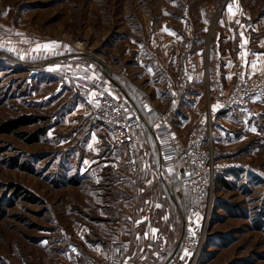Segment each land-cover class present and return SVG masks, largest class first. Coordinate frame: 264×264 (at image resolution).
<instances>
[{"label":"rangeland","instance_id":"1","mask_svg":"<svg viewBox=\"0 0 264 264\" xmlns=\"http://www.w3.org/2000/svg\"><path fill=\"white\" fill-rule=\"evenodd\" d=\"M0 27L4 36L0 125L33 116L44 120L17 133L45 130L39 141L31 143L11 133L13 128L3 132L0 127V264H100L111 246L100 253L91 251L89 242L101 235L97 227L96 233L89 231V219L100 214L103 200L111 198L118 200V213L125 216L106 235L115 236L120 224L130 234L124 219L127 213L135 218V196L142 181L139 163L146 156L141 160L142 146L135 143L137 168L133 170L129 150L118 155L106 131L85 120L92 105L77 91L75 70L94 63L111 80V92L126 97L113 83L117 71L124 75L134 64L136 70L143 67L166 74L167 63L162 62L173 56L167 52L169 45L179 42L176 60L181 61L184 47L192 42L185 71L190 81L189 72L196 68L201 94L196 105L188 106L191 118L185 121L189 123L175 131L187 136L190 129L206 121L214 85L232 83L239 65L249 72L244 57L264 63V0H0ZM50 42L58 45L37 48ZM194 52L200 55L196 62ZM229 59L235 66H228ZM217 63L220 73L214 74L211 67ZM226 67L229 74L223 73ZM249 73L261 75L264 70ZM238 114L226 117L217 129L216 145L223 150L226 163L240 168L218 175L212 200L201 201L171 164L172 216L160 225L166 236L148 245L146 228L141 226L140 235L131 239L130 264H264V102L256 104L253 114ZM153 127L143 123L140 132L146 135L140 143L144 150L155 147ZM90 128L94 134L87 136ZM154 170L143 178L150 186L145 200L163 193V186L156 182L162 176ZM132 196L134 210L127 204ZM192 203L197 204L198 213L192 224L187 223L197 237H204L202 247L196 254L180 244L175 252ZM146 205L152 207L151 202ZM143 212L151 216L153 209ZM157 220L156 216V225L160 224ZM165 242L171 243L166 250Z\"/></svg>","mask_w":264,"mask_h":264},{"label":"built area","instance_id":"2","mask_svg":"<svg viewBox=\"0 0 264 264\" xmlns=\"http://www.w3.org/2000/svg\"><path fill=\"white\" fill-rule=\"evenodd\" d=\"M2 43L4 36L0 27V45ZM175 43L167 48L169 54L177 55L180 52L179 42ZM192 49L191 42L184 47L182 55H190ZM94 65L91 62L87 69L75 70L74 75L78 93L92 105L86 112L85 120L90 126L106 131L115 148L126 146L131 154L129 165L136 170L134 136L141 131L143 118L132 110L126 97L115 96L111 92L108 78ZM166 67L164 70L168 73ZM185 69L182 68L178 76L175 95L188 99L190 82ZM233 74L232 83L221 81L214 85L211 89L213 100L209 102L206 121L199 122V126L190 129L185 138L182 139L175 133L170 116H164L162 124L155 130L158 133L162 158L176 167L184 185L201 201L212 200L218 175L227 169L240 168L239 165L224 161V152L216 145L217 129L223 126L226 117L238 113L253 114L256 104L264 102V73L252 75L243 65H239ZM93 134L92 128L86 132L87 136ZM197 213V204L192 203L185 219L186 223L192 224V219H195ZM188 223L184 225L181 247L190 253L198 254L204 237H197L196 230L189 227ZM110 246L109 253L101 259L100 264H129L132 254L129 246L122 243H113Z\"/></svg>","mask_w":264,"mask_h":264},{"label":"crops","instance_id":"3","mask_svg":"<svg viewBox=\"0 0 264 264\" xmlns=\"http://www.w3.org/2000/svg\"><path fill=\"white\" fill-rule=\"evenodd\" d=\"M192 56H193L194 62H196L200 55L197 52H194ZM184 57L185 56L182 55V58L180 57L181 61L178 60L179 62L176 60L177 59L176 55H173L171 59H169L168 61H164V58H162L161 60L164 61L162 62V65H165V63H167V66L170 67V72L166 74L161 72V74L159 75V74H156L155 71L149 72L145 70L137 59L136 60L139 65L138 67H142L139 70H136V67L133 64L134 67L132 65L130 67L131 69L129 68L127 71H125L124 75H121L119 71L115 73L116 76L114 77L115 78L114 80L116 81L115 84L117 85V88L119 87L118 89L124 93L123 95L126 96L130 104L135 108L137 112H138L137 109H140L138 103L140 104V106L142 107V113L141 114L139 112L138 113L142 116L144 124L147 125L149 129H151V125H153L154 130H156V128H158V126L162 124V117L164 118V116L171 117V119L173 120V128H174V131L176 132H178V129L182 131L181 128L186 127L184 126L185 123H189V121H185L186 120L185 117L188 116L190 120L191 114L188 111V106L192 104L196 105L200 97L201 91L200 89H198V83H200L199 82L200 77L198 76V73H194L196 72V68L195 70L191 69L189 72L190 87L188 90V99L175 95L178 74H180V71H181V69L179 70V68L180 66L181 68L182 67L186 68V65H187L185 63ZM244 58H245L244 62L248 66L249 72L261 73L264 70V63L260 62L259 59L252 58V56L251 58L250 57L249 58L244 57ZM233 62L234 61L229 59L227 62L228 66H230V64ZM252 63L256 64L255 69L251 67ZM233 64L235 66V63ZM194 66L196 67L198 65L194 63ZM211 69L214 72V74L218 73L219 63H217V65L216 64L213 65ZM104 70L105 72L107 71V69H104ZM227 71H228V68L226 67L223 73L229 74L227 73ZM127 76L128 77L130 76L129 80L126 78ZM126 84H130V85L132 84L131 86L134 87V92L136 93L137 91H139L142 94L140 96V99L138 100V103L133 102L130 99L129 95L125 93ZM186 111H188L187 112L188 114L184 113ZM236 115H239V114H234V116ZM151 133H153L152 136H153L155 147L153 149L148 148L149 150H147L146 148H145L146 150H144V143H140L141 141H143L144 136L146 134H142V132L139 131L134 136V144L137 143L139 147L142 146V148L139 149L138 155L140 156L141 160L143 156L144 157L146 156V159H144L142 162L139 163V179L141 178L142 181L138 182V187L140 189H138L137 195L135 196L137 197L136 198L137 199V207H136L137 211H135L136 213L135 218L131 216L129 217V213H127V216L124 219L125 222H127L129 227L131 228L130 234L126 235L124 231H122L123 226L120 224L116 227L117 234L115 236L112 235L110 237L106 235V234H109L111 228L114 225L116 226L119 223V220L122 219L125 215L121 217L120 214L118 213L119 212L118 208H121V204L118 203L117 199L114 200L113 198H111V199L103 200L102 203L99 205L100 214L97 216L92 215L89 219V222H90V225L88 226L89 231L96 233L94 229L97 227L96 231H98L99 229L98 233L99 235H101V239L99 240L95 239L94 241L89 242L91 251L98 250L99 253L103 252L102 248L106 249L108 248V245H111L113 243H122V244H125L131 247L132 246L131 239H134L135 234L138 232L141 226L146 228L145 236L148 239V245L151 244L152 240H154L153 242H156L158 237H163V235L166 236L165 230L163 231L160 225L161 223L165 222L168 216L169 218L167 219V221L168 220L170 221V217L172 216L170 203L173 201V196H172L171 190L169 189L170 187L168 185L170 182L168 179V176L171 175L172 173L171 169L169 168L171 163L169 161H165L162 158L159 145H158V133L156 131L155 133L153 131ZM179 137L183 139V137L185 138L186 135L182 136L181 134L179 135ZM148 141H149L148 138H146V142ZM116 149H118V155L119 153H121L123 149L128 150L126 146L119 147ZM146 161L148 163H146ZM157 161H158V164H157ZM120 162H121V159L118 160V163ZM155 168H157L158 174L162 176V178L160 180H157L156 182H158L160 185L163 186L162 188L163 193L160 191L158 197H153V198L151 197L153 199L152 200L153 202H152L150 200L151 198H149L148 200H145L147 197L144 198V193L148 192V188H150V186L147 184L148 180L146 179L145 181H143V178L147 177V173L149 171H152V173L155 172L154 170ZM116 183L122 184V182H119V181H117ZM151 183L154 184V181L152 180ZM150 202H151L152 207L146 205V204H150ZM127 204H130L129 206L131 210L132 209L134 210L135 204L133 202V196L130 199L129 203ZM157 205H159V207H157ZM144 208L148 209L147 213L151 212V208L153 209L151 216L150 214L148 216L144 214L143 212ZM176 209H177L176 211H178L180 219H182V215L179 210L180 208L178 209L177 207ZM156 216L158 217L157 221H159L160 223V224H157L158 226L155 223ZM147 221L149 223H147V225L145 226V223ZM96 223H99V225L97 224L98 225L97 226ZM176 223H177L176 220L174 222L171 221V224H173L172 226H174ZM171 224H170V227H171ZM167 226H169V224ZM138 235H140V231ZM150 235L151 237H149ZM107 238H109L110 240H108ZM170 245L171 243L165 242V247H164L165 250L166 248H169ZM90 263L94 264V261ZM95 264H99V263H95Z\"/></svg>","mask_w":264,"mask_h":264},{"label":"trees","instance_id":"4","mask_svg":"<svg viewBox=\"0 0 264 264\" xmlns=\"http://www.w3.org/2000/svg\"><path fill=\"white\" fill-rule=\"evenodd\" d=\"M112 80H113V78H111ZM108 80H109V85L111 86V80L108 78ZM113 83L115 84L116 83V81L115 80H113ZM130 87H131V90H130ZM134 91V89H133V87L131 86V85H129V84H126V87H125V93L127 94V95H129V97H130V99L133 101V102H135V103H137L138 102V99L137 98H139L142 94L139 92V91H137L136 92V94H137V98L136 97H134L132 94V92ZM40 120H44V118H42V117H37V118H35V117H33V116H27V117H23L22 118V121H20V123H18V122H16V123H8V124H4V125H0V127H2V130H3V132L4 131H7V132H9V130L10 129H12L13 128V132H11V133H13V134H15V135H17L18 134V136L20 137V138H22L24 141H26V142H31V143H34V142H37V141H39L40 140V137H41V135H43L44 134V129H39L38 131H36L35 133H32V134H27V133H21V134H19V133H17L18 131L17 130H21L22 128H24L25 126H29V125H33V124H37ZM15 190H18L19 189V186H15ZM189 188V187H188ZM190 189V188H189ZM190 192H191V190H190ZM192 193V192H191ZM17 194H19V192L17 193ZM132 257V256H131ZM130 261H131V258L129 259V264H130Z\"/></svg>","mask_w":264,"mask_h":264},{"label":"snow or ice","instance_id":"5","mask_svg":"<svg viewBox=\"0 0 264 264\" xmlns=\"http://www.w3.org/2000/svg\"><path fill=\"white\" fill-rule=\"evenodd\" d=\"M232 11V9H231V7L229 6V12H231ZM164 31H168V29L167 28H165V29H163ZM170 34H174V33H170ZM245 43H246V41H245ZM58 45V42H50V43H48V44H44V45H38L37 46V48L39 49V48H43V49H45V50H48V49H50V48H54V47H56ZM251 67L253 68V69H255L256 68V64L255 63H252L251 64ZM230 78V77H229ZM157 207H159V205H157Z\"/></svg>","mask_w":264,"mask_h":264},{"label":"water","instance_id":"6","mask_svg":"<svg viewBox=\"0 0 264 264\" xmlns=\"http://www.w3.org/2000/svg\"><path fill=\"white\" fill-rule=\"evenodd\" d=\"M183 227L185 228V226H183ZM184 228H183V232H184ZM183 232H182L181 239L179 240V242H178V245H177V247H176V249H175V252H177V251H178V249H179V247H180L181 240H182V237H183ZM175 252H174V254H175Z\"/></svg>","mask_w":264,"mask_h":264}]
</instances>
